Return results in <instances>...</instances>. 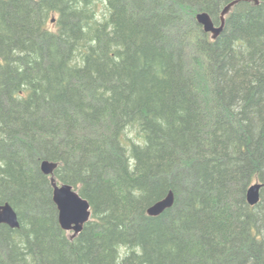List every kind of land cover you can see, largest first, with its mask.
<instances>
[{"label":"trees","instance_id":"obj_1","mask_svg":"<svg viewBox=\"0 0 264 264\" xmlns=\"http://www.w3.org/2000/svg\"><path fill=\"white\" fill-rule=\"evenodd\" d=\"M230 1L0 0V264H264V0L195 20ZM43 159L90 203L76 236Z\"/></svg>","mask_w":264,"mask_h":264},{"label":"water","instance_id":"obj_2","mask_svg":"<svg viewBox=\"0 0 264 264\" xmlns=\"http://www.w3.org/2000/svg\"><path fill=\"white\" fill-rule=\"evenodd\" d=\"M240 0H232L227 3L219 14V24H215L211 15L206 11H199L195 14L196 22L206 33H210L211 38H216L224 28L225 17ZM258 4V0H251ZM58 162L43 159L39 163L40 171L49 177L52 189V201L57 208V220L61 229L71 232V237L76 236L90 219L91 206L87 199L82 197L72 185L58 182L54 176ZM261 183L251 184L246 191V200L250 205H255L260 199L259 190ZM174 203V193L169 190L161 199L153 202L146 208L149 216H157ZM0 224H5L10 228L19 226L18 215L13 207L8 203L0 204Z\"/></svg>","mask_w":264,"mask_h":264},{"label":"rangeland","instance_id":"obj_3","mask_svg":"<svg viewBox=\"0 0 264 264\" xmlns=\"http://www.w3.org/2000/svg\"><path fill=\"white\" fill-rule=\"evenodd\" d=\"M177 13L182 15L181 10L177 9ZM182 19H184V20H180L179 23L170 26L169 27L170 31H168V30L167 31L169 32V35L171 36V40L175 43L173 46L176 47V45L179 43V44H181V48H183V46H184V49H186V47L188 46V42L186 39L180 38V37L184 36L185 29L187 28V26L190 25V23L187 22L186 16L182 15ZM185 56H186V58L189 57L188 54H185ZM69 233H71V232H69Z\"/></svg>","mask_w":264,"mask_h":264},{"label":"flooded vegetation","instance_id":"obj_4","mask_svg":"<svg viewBox=\"0 0 264 264\" xmlns=\"http://www.w3.org/2000/svg\"><path fill=\"white\" fill-rule=\"evenodd\" d=\"M219 21H220V18H219ZM215 23V22H214ZM219 24V23H218Z\"/></svg>","mask_w":264,"mask_h":264}]
</instances>
